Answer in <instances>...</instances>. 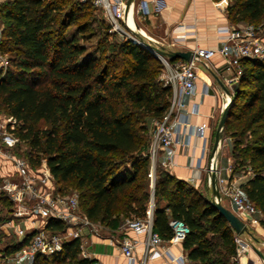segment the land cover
Listing matches in <instances>:
<instances>
[{
  "label": "trees",
  "instance_id": "16d2710c",
  "mask_svg": "<svg viewBox=\"0 0 264 264\" xmlns=\"http://www.w3.org/2000/svg\"><path fill=\"white\" fill-rule=\"evenodd\" d=\"M86 4L93 6L0 0V54L8 59L0 71V110L15 125L16 154L32 167L45 160L58 191L67 192L69 182L80 189V208L91 221L118 228L126 217H144L152 199V228L161 238L172 236L170 219L188 225L182 242L187 264H236L234 231L200 191L161 167L150 185L151 121L162 118L172 93L159 78L162 64L128 39L102 44L97 57L86 55L84 45L63 34L74 22L79 32L87 30V21H80L89 16ZM226 13L232 24L255 26L264 18V0H228ZM241 67L222 140L229 139L231 173L251 171L240 186L264 215V58L242 59ZM40 122L48 127L39 128ZM126 162L131 172L119 176ZM0 201L7 207L4 220L10 203ZM259 222L264 229V216ZM63 228L57 219L46 225L50 232ZM30 235L3 251H14ZM79 244L68 239L59 252L37 254L30 264H93Z\"/></svg>",
  "mask_w": 264,
  "mask_h": 264
},
{
  "label": "built area",
  "instance_id": "2783aa9c",
  "mask_svg": "<svg viewBox=\"0 0 264 264\" xmlns=\"http://www.w3.org/2000/svg\"><path fill=\"white\" fill-rule=\"evenodd\" d=\"M86 1L102 11L113 31L126 37L132 43L140 44L149 49L144 43L148 36L131 29L128 25L127 16L125 17L124 14L126 0ZM136 11L141 17H145L148 16L151 9L148 2L142 0L139 2ZM136 26L139 27L137 24ZM258 29L251 23H230L219 30L218 37L222 43L217 48L196 47L189 60L169 61L163 57V68L159 78L164 85L171 87L172 93L162 118L151 121L148 153L153 166H155V156L158 149L174 147L177 142L171 128V117L184 108L182 96L191 94L195 90L197 63L201 62L207 66L212 57L216 54L220 55L224 59L225 68L232 71L231 77L226 82L231 89V86L238 81L242 73V59L264 58V37L258 34ZM1 30L0 28V34ZM174 37L176 39L185 37L184 28L181 27V31L175 33ZM149 50L156 56L162 57L155 51ZM7 65L8 59L0 55L1 73L5 71ZM191 112L196 113L197 106ZM12 129H14V123L11 117L8 119L0 118V167L5 169L4 173L0 175V197H4L10 203V216L0 220V229L3 228L6 234L11 233L14 236V241L17 242L22 241L28 233L31 235L14 251L10 253L2 251V264H30L37 254L50 255L59 252L64 241L72 238L79 239L81 255L88 257L84 250V236L86 231L97 235V226L81 210L78 193L58 191L45 160H41L38 166L32 167L26 158L16 154L18 139ZM191 134L204 138L205 127L198 125L193 128ZM188 141L189 136L185 142ZM222 144L223 140L218 145L216 152L210 153L205 181L208 187H211V174L215 175L221 201L227 199L232 211L247 225V221H251L253 215L263 216V213L245 199L241 184L231 174V166L227 169L229 174L227 176L222 175L218 163V153ZM152 208L153 200L151 199L144 217H126L118 226L121 230H130L146 235L140 264H147L149 257L158 255L160 253L159 247L164 242L182 243L189 232L188 225L182 219L174 218L169 220V226L172 230L171 238H161L152 228ZM2 209L3 204L0 201V210ZM49 219H57L63 222V230L48 231L46 225ZM245 234L248 233H234L236 258L247 253L248 250L253 251V247H256L252 236L249 234L246 238ZM118 244L127 258L134 259L135 243L133 240L124 236L118 241ZM93 264H100V262L94 261ZM236 264L240 263L237 262Z\"/></svg>",
  "mask_w": 264,
  "mask_h": 264
},
{
  "label": "crops",
  "instance_id": "0c3cea01",
  "mask_svg": "<svg viewBox=\"0 0 264 264\" xmlns=\"http://www.w3.org/2000/svg\"><path fill=\"white\" fill-rule=\"evenodd\" d=\"M145 1L151 9L148 16H145L148 19L147 36L154 45L164 49L193 51L196 47L217 48L222 43L218 37L219 30L230 24L226 13L228 0ZM133 12L134 10L131 9L127 15L128 19L131 14L129 22L135 21ZM181 27L184 28L185 37L176 39L174 35L181 31ZM132 28L135 30L136 26ZM139 29L141 34H146L143 28L139 27ZM196 72L194 92L182 96L184 108L171 117V128L177 142L174 147L158 149L155 156V167L163 168L200 192L206 190L210 197L211 188L205 181L206 167L218 119L223 107L230 99L231 89L226 82L231 77L232 71L225 68L224 59L216 54L209 60L207 66L198 62ZM220 83L230 91V95L222 89ZM196 106L197 112L192 113L191 110ZM198 125L205 127L204 138L191 134L193 128ZM187 136H189V141L185 142ZM221 148L218 153V163L223 175L221 157L228 158L224 167L225 175H223L227 176L229 174L227 169L232 166V161L228 154L220 156ZM4 170L0 167V175L4 173ZM232 175L242 184L251 177V172L241 171ZM221 202L232 210L227 199H222ZM263 216L253 215L251 221H247V226L255 246L264 254V229L259 222L260 217ZM110 231L104 236L90 234L86 231L83 241L88 257L100 264H140L146 235L120 228ZM124 236L129 237L135 243L134 259L127 258L120 249L118 241ZM244 236L248 238L249 234ZM159 252L158 255L149 257L147 264H187L186 252L182 243L164 242L159 247ZM237 262L264 264V260L252 250L238 257Z\"/></svg>",
  "mask_w": 264,
  "mask_h": 264
},
{
  "label": "rangeland",
  "instance_id": "374dc122",
  "mask_svg": "<svg viewBox=\"0 0 264 264\" xmlns=\"http://www.w3.org/2000/svg\"><path fill=\"white\" fill-rule=\"evenodd\" d=\"M78 1L88 2L86 0H78ZM139 2H140V0H134V3H133V9H134V13H135L134 18H135L136 24L139 27L143 28L146 32V35H148V31H147L148 19L146 18L147 16L141 17L139 14H137V11H136ZM86 5H87V8L85 11L87 13H89V16L88 17L85 16V17L81 18L80 21H87V24H88L87 30L84 33L79 32L77 23L74 22V23H71L63 32V34L66 37L69 38V37L74 36L77 39L78 43L84 45L86 55L97 57L100 55V50H101L100 48L108 46L111 43L120 42V41L127 39L126 37L121 36L120 34H118L117 32H115L111 29V27L109 26L107 20L105 19L104 14L102 13L101 10H99L96 7L90 6L89 4H86ZM129 16L131 17V14H129ZM129 16H128V19L130 18ZM255 26L257 28H259L258 34L261 35L262 37H264V18L261 22L257 23ZM0 28L2 29L1 23H0ZM135 30L138 31L137 29H135ZM102 44H104L105 46ZM137 45H140V44H137ZM144 48L151 55H153L155 57V59L158 60L160 62V64H162V67H163V57H158L154 53L150 52V50L147 49L146 47H144ZM1 56L5 57L4 55H1ZM160 73H161V71H160ZM8 117L9 116L4 114L0 110V118L8 119ZM38 125H39V128H42V129L48 127V123H45V122H40ZM14 128H15V125H14ZM225 141L223 139V145L224 146H222V148H221L220 156L221 155H227V154L230 155L229 154V152H230L229 151V148H230L229 139L227 138ZM23 149H25L24 146L21 147L20 151H22ZM227 159L228 158L226 156L221 157V167L223 169V175H225L224 167L227 164ZM241 171L246 172V171H250V170L248 167H244ZM130 172H131V168H130L129 162L122 164V166L118 170L119 176H122V175H124L126 173H130ZM154 172H155V166L152 165L151 159L149 158L148 177L150 178V185L151 186L153 183ZM65 186L68 188V191H72V192H76V193H79V191H80V189L73 188V186L71 185L70 182L66 183ZM151 186H149L148 188L150 189ZM201 194H202V196H205V198H207V199L210 198L209 194H208V192H206V190L201 191ZM6 208L7 207H3V209L0 210V216L1 217H3L4 215L6 216L8 214ZM94 223L97 226V233L100 236H104L105 234L111 232L110 231L111 228L107 227L104 223L97 222V221H95ZM13 241H14V236L11 233L6 234L3 230V228L0 229V264H2V260H1L2 251L4 250V248L6 247L7 244L12 243Z\"/></svg>",
  "mask_w": 264,
  "mask_h": 264
},
{
  "label": "water",
  "instance_id": "95a60500",
  "mask_svg": "<svg viewBox=\"0 0 264 264\" xmlns=\"http://www.w3.org/2000/svg\"><path fill=\"white\" fill-rule=\"evenodd\" d=\"M133 3H134V0H126L125 9H124L125 17L128 15V12L132 9ZM144 43L149 49L155 51L160 56L167 58L169 60L177 59V58L189 60L192 56L191 50L164 49L161 46L154 45L149 38L144 40ZM220 85L222 89L228 95H230V91L223 84L220 83ZM235 88H236V83L231 86V91L235 90ZM230 100H231V97L228 103H226V105L223 107L221 111V114H220V117H219V120L216 126V130L214 133V139H213V144H212V149H211L212 153L216 152L218 145L222 141V131H223L224 121L226 118L228 104ZM210 188H211L212 194L210 198L208 199V202L219 212V214H221L226 219L229 226L233 229L234 233L235 234H244V233L250 234L246 223L242 219H240L231 209L227 208L226 206L222 204L221 194L218 191V187H217L216 180H215V175L213 173L211 174V187ZM253 251L261 259L264 260V254L262 253V251H260L257 247H253Z\"/></svg>",
  "mask_w": 264,
  "mask_h": 264
},
{
  "label": "bare ground",
  "instance_id": "6f19581e",
  "mask_svg": "<svg viewBox=\"0 0 264 264\" xmlns=\"http://www.w3.org/2000/svg\"><path fill=\"white\" fill-rule=\"evenodd\" d=\"M129 12H130V11H129ZM129 12H128V13H129ZM127 22H128L129 27H131V29H133L132 27H135V26H136L133 20H131V22H129V20L127 19ZM135 29H137L138 31L140 30L139 27H137V26H136ZM133 30H134V29H133Z\"/></svg>",
  "mask_w": 264,
  "mask_h": 264
}]
</instances>
